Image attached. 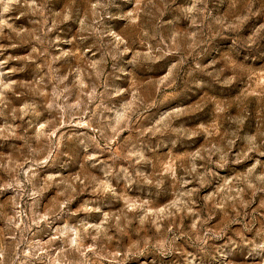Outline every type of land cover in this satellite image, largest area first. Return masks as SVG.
<instances>
[{"label":"rangeland","instance_id":"rangeland-1","mask_svg":"<svg viewBox=\"0 0 264 264\" xmlns=\"http://www.w3.org/2000/svg\"><path fill=\"white\" fill-rule=\"evenodd\" d=\"M0 264H264V0H0Z\"/></svg>","mask_w":264,"mask_h":264}]
</instances>
